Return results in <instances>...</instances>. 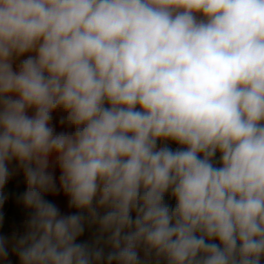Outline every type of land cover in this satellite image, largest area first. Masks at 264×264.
I'll use <instances>...</instances> for the list:
<instances>
[{
  "label": "clouds",
  "instance_id": "obj_1",
  "mask_svg": "<svg viewBox=\"0 0 264 264\" xmlns=\"http://www.w3.org/2000/svg\"><path fill=\"white\" fill-rule=\"evenodd\" d=\"M18 172L0 260L264 264V0H0V208Z\"/></svg>",
  "mask_w": 264,
  "mask_h": 264
},
{
  "label": "crops",
  "instance_id": "obj_2",
  "mask_svg": "<svg viewBox=\"0 0 264 264\" xmlns=\"http://www.w3.org/2000/svg\"><path fill=\"white\" fill-rule=\"evenodd\" d=\"M60 115L61 113L59 112L53 113L54 123H57V125ZM57 130L60 131L64 129H61L58 126ZM159 143L161 142H158V144ZM168 144L173 149L178 147V145L174 142H168ZM216 159H219V153H217ZM59 174V169H56L57 181L59 178ZM26 189L27 185L22 172H18L14 176H12L8 183L5 185L3 192L7 196V199L5 200L3 207L0 208V212H3L4 214V222L2 225H0V235L11 237L14 232L20 234L23 233L24 221L28 218L29 210L25 209L22 206L17 197L23 192H25ZM45 198L48 200H52L54 203H56L60 207L61 211L64 213L75 211V209L68 208V201L67 198L63 195V193H60L55 196L46 195ZM167 198L168 197L166 196V199ZM170 202L172 204L175 203L174 199H172ZM94 231L95 229H88L86 227L85 233L82 235V237H80V240L90 239ZM0 264H19V259L17 255L11 251V247H9V256L7 260H0Z\"/></svg>",
  "mask_w": 264,
  "mask_h": 264
}]
</instances>
